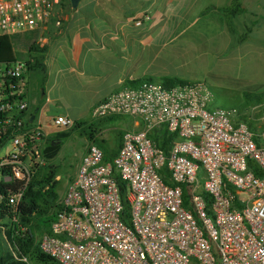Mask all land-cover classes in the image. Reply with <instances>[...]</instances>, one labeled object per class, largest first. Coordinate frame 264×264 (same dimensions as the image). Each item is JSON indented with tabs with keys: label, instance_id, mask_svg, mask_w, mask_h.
Wrapping results in <instances>:
<instances>
[{
	"label": "built area",
	"instance_id": "built-area-1",
	"mask_svg": "<svg viewBox=\"0 0 264 264\" xmlns=\"http://www.w3.org/2000/svg\"><path fill=\"white\" fill-rule=\"evenodd\" d=\"M63 1L0 0V37L36 32L33 45L42 47L47 23L60 25ZM27 71L26 60L0 63V138L10 145L0 157L4 181L32 173L48 136L28 123ZM90 116H128L132 129L112 161L88 145L52 234L39 243L43 254L56 264H264V130L215 106L203 82L122 87ZM72 125L64 116L51 121L54 130ZM116 177L126 185L127 217Z\"/></svg>",
	"mask_w": 264,
	"mask_h": 264
},
{
	"label": "crops",
	"instance_id": "crops-1",
	"mask_svg": "<svg viewBox=\"0 0 264 264\" xmlns=\"http://www.w3.org/2000/svg\"><path fill=\"white\" fill-rule=\"evenodd\" d=\"M240 2L244 13L231 20L234 33L221 10L230 0H80L73 11L61 5L60 25L51 20L44 30L45 78L29 72L30 80L39 76L34 87L26 77L29 120L47 131L57 116L84 120L126 81L180 78L178 57L198 50L191 27L210 29V49H231L234 65L247 69L253 84H264V0Z\"/></svg>",
	"mask_w": 264,
	"mask_h": 264
},
{
	"label": "trees",
	"instance_id": "trees-1",
	"mask_svg": "<svg viewBox=\"0 0 264 264\" xmlns=\"http://www.w3.org/2000/svg\"><path fill=\"white\" fill-rule=\"evenodd\" d=\"M64 9L66 11L74 10L69 0H64L62 10ZM221 10L224 12L226 26L231 33H234L231 20L244 13L240 0H230L229 5ZM36 35V32H28L11 37H0V63H10L27 58V75L29 72L37 73L43 81L45 78L43 59L46 48L33 45ZM246 36V33L239 35L237 42H242ZM145 82H154V79L126 81L123 87L136 86ZM159 82L169 86L189 83L179 77L169 76L162 77ZM244 98L247 102L254 101V105H260L264 103V90L257 94H244ZM97 120L100 123L117 121L116 117ZM28 123L32 122L28 119ZM73 127L82 131L87 137L89 145L98 143L103 152L104 161H112L121 147L123 134L120 130L116 131V144L114 147H110L104 140L100 142L97 140V132L93 128V124L88 125L85 120H77L73 122L69 131ZM249 127L251 128L250 125ZM262 130H264V126ZM58 131L60 130L48 133L43 143L40 144L41 163L33 169L32 173L21 181L0 179V264H30L31 261L36 264H56L51 257L40 251L39 243L43 236L52 234L51 224L56 214L61 210L62 195L60 196L57 192L60 182L56 180L58 167L53 164V161L61 150V142L57 141H62L68 136V132ZM8 140L7 136L0 138V151ZM53 141L56 142L53 143ZM6 171L5 169L3 174L7 175ZM116 183L119 195L123 200V216L127 217L128 205L124 201L126 185L119 177H116ZM16 195H20L19 203L12 206L9 199ZM183 201L187 206L188 192L185 188H183Z\"/></svg>",
	"mask_w": 264,
	"mask_h": 264
},
{
	"label": "rangeland",
	"instance_id": "rangeland-1",
	"mask_svg": "<svg viewBox=\"0 0 264 264\" xmlns=\"http://www.w3.org/2000/svg\"><path fill=\"white\" fill-rule=\"evenodd\" d=\"M200 23L201 21L198 23L201 26ZM196 29V27H191L188 32L192 44L198 50L187 53L186 57H178L177 64L179 65L176 68L179 70L180 78L189 83H205L213 94L215 106L235 111L237 119L247 121L253 129L262 130L264 126V103L254 105V101L247 102L244 94L260 93L264 90V84H253V79L251 81L247 77H251V73L247 69L242 71L241 67L234 65L236 54L231 49L227 52L225 50L214 51L210 49L209 43H205V39L210 38V29L206 28L204 31L200 27L198 30ZM26 59L22 58L20 60ZM218 62L222 64L219 66L216 64ZM29 77L30 75H28V79ZM38 79L39 76L37 75L32 77L31 80L29 79L30 84L35 87L39 84ZM116 119L115 122L100 123L88 114L84 120L88 125L93 124L99 142L104 140L110 147H114V144H116V131L120 130L123 134L132 129V120L128 116L117 117ZM52 131L55 130L53 128L47 129L49 133ZM58 132H68V136L62 141H57L61 142V150L53 161V164L58 167L56 180L60 182V185L57 192L61 196L67 183L74 178L77 166L89 142L82 131L74 127L70 131L66 129V131ZM55 142L53 141V143ZM96 146L100 148L98 143H96ZM9 148L10 145L6 144L0 151V157L4 156ZM30 264L36 263L31 261Z\"/></svg>",
	"mask_w": 264,
	"mask_h": 264
},
{
	"label": "water",
	"instance_id": "water-1",
	"mask_svg": "<svg viewBox=\"0 0 264 264\" xmlns=\"http://www.w3.org/2000/svg\"><path fill=\"white\" fill-rule=\"evenodd\" d=\"M71 7L73 9H75L78 6V3L80 2V0H69Z\"/></svg>",
	"mask_w": 264,
	"mask_h": 264
}]
</instances>
